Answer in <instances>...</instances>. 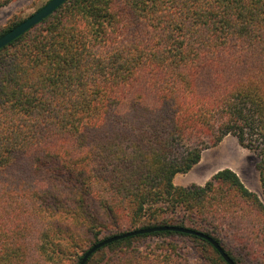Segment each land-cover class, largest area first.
I'll use <instances>...</instances> for the list:
<instances>
[{"label":"trees","instance_id":"obj_1","mask_svg":"<svg viewBox=\"0 0 264 264\" xmlns=\"http://www.w3.org/2000/svg\"><path fill=\"white\" fill-rule=\"evenodd\" d=\"M227 136L256 154L264 197V0H67L0 49V264H79L84 238L162 226L264 264V203L235 172L173 184ZM175 238L227 264L172 231L85 264H190Z\"/></svg>","mask_w":264,"mask_h":264},{"label":"rangeland","instance_id":"obj_2","mask_svg":"<svg viewBox=\"0 0 264 264\" xmlns=\"http://www.w3.org/2000/svg\"><path fill=\"white\" fill-rule=\"evenodd\" d=\"M49 0H14L8 5L0 8V33L13 26L14 24L23 21L28 16L36 12ZM257 156L251 150L242 147L237 139L233 136L225 137L218 145L213 148L207 149L202 152L200 162L195 166L190 174H178L177 179H192L186 186L190 185L203 186L217 171L228 168L231 169L239 177L243 185L251 192L255 193L260 200L264 203V197L261 192L260 182L258 179V172L256 170ZM29 163L28 157H22L17 163L14 171H9V176H19L27 168ZM176 185V184H174ZM179 186V185H176ZM226 234L225 239L227 242L239 248L237 251L239 254H244L240 251L238 244L233 241V236L230 235L228 228H223ZM74 234L83 238L84 234L80 231L72 230ZM175 240L183 247L184 253L190 264H206L205 260H215L213 252L209 248H203L200 244L197 247H193V244L189 241L181 238H175ZM82 247L88 249L91 245L89 241L84 238L80 240ZM158 243L156 239L145 240L141 245L153 248ZM192 246V247H191ZM205 257V258H204ZM261 263L262 260H256Z\"/></svg>","mask_w":264,"mask_h":264},{"label":"water","instance_id":"obj_3","mask_svg":"<svg viewBox=\"0 0 264 264\" xmlns=\"http://www.w3.org/2000/svg\"><path fill=\"white\" fill-rule=\"evenodd\" d=\"M66 1L67 0H49L36 12L28 16L26 19H24L18 25L10 29L4 35L0 36V49L7 46L9 43L14 41L15 39H17L27 31H29L31 28H33L40 22H42L44 19H46L48 16L54 13ZM158 231H172V232H178V233L199 237L210 243L227 264H234L233 261L228 257V255L218 245V243L214 241L211 237L191 229L181 228V227H170V226L137 229L103 239L86 250L79 264H85L91 255H93L96 251L106 246L107 244L128 237H133L142 234H149Z\"/></svg>","mask_w":264,"mask_h":264},{"label":"crops","instance_id":"obj_4","mask_svg":"<svg viewBox=\"0 0 264 264\" xmlns=\"http://www.w3.org/2000/svg\"><path fill=\"white\" fill-rule=\"evenodd\" d=\"M194 168H195V166L186 174H190ZM177 175H175L174 178H173V184H176V185H179V186H186L190 182H192V179H177Z\"/></svg>","mask_w":264,"mask_h":264}]
</instances>
